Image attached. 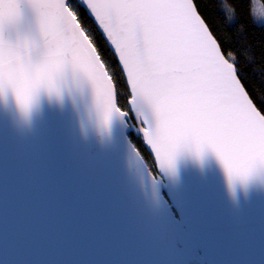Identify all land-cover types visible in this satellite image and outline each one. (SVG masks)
I'll list each match as a JSON object with an SVG mask.
<instances>
[{"label":"water","instance_id":"water-1","mask_svg":"<svg viewBox=\"0 0 264 264\" xmlns=\"http://www.w3.org/2000/svg\"><path fill=\"white\" fill-rule=\"evenodd\" d=\"M74 1L129 113L69 0H0V264H264V115L194 1Z\"/></svg>","mask_w":264,"mask_h":264},{"label":"trees","instance_id":"trees-1","mask_svg":"<svg viewBox=\"0 0 264 264\" xmlns=\"http://www.w3.org/2000/svg\"><path fill=\"white\" fill-rule=\"evenodd\" d=\"M198 12L217 40L223 54L238 70V76L250 98L264 115V26L252 17V0H193ZM264 6V0H259ZM82 27L88 32L102 61L106 65L118 92V105L127 106L129 92L117 60L83 8L69 0ZM130 139L145 161L152 157L142 139L134 134Z\"/></svg>","mask_w":264,"mask_h":264},{"label":"rangeland","instance_id":"rangeland-1","mask_svg":"<svg viewBox=\"0 0 264 264\" xmlns=\"http://www.w3.org/2000/svg\"><path fill=\"white\" fill-rule=\"evenodd\" d=\"M70 8L74 12V9L71 6H70ZM251 11H252V17H253L254 23L257 25H263L264 26V6H263V4L259 0H252ZM74 14H75V12H74ZM85 32L88 35V32L86 30H85ZM88 37L90 38V36H88ZM120 109L124 112L129 113L128 106H126V105L124 106V108L120 107ZM146 163L150 168L152 167L151 162L146 161Z\"/></svg>","mask_w":264,"mask_h":264}]
</instances>
